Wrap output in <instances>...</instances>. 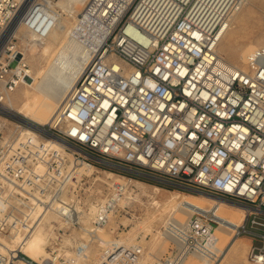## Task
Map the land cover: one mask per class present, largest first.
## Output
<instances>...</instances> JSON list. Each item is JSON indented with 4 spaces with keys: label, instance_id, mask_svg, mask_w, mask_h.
I'll list each match as a JSON object with an SVG mask.
<instances>
[{
    "label": "built area",
    "instance_id": "obj_1",
    "mask_svg": "<svg viewBox=\"0 0 264 264\" xmlns=\"http://www.w3.org/2000/svg\"><path fill=\"white\" fill-rule=\"evenodd\" d=\"M54 1L0 0V35L20 14L28 32L45 37L61 10ZM137 1L92 55L50 123L25 126L4 116L6 94L28 74L15 35L3 45L0 238L35 221L37 203L70 228L82 226L85 211L89 229L104 225L115 211H131L145 195L132 181L147 176L252 207L233 234L261 238L262 244L251 243L248 257L264 264V220L258 217L264 213V46L248 51L245 67L225 61L217 50L245 0ZM22 127L30 132L19 138ZM70 158L101 171L115 168L119 176L102 182L104 191L86 174L71 182ZM77 201L83 210L75 208ZM212 230L200 216L174 225L171 235L182 247L170 241L174 246L154 264H176L190 250L207 252ZM56 231L45 246L48 259L33 260L21 250L14 258L27 264H75L82 243L72 238L71 253L63 254V232ZM141 249L108 242L96 264H133ZM12 261L0 251V264Z\"/></svg>",
    "mask_w": 264,
    "mask_h": 264
},
{
    "label": "bare ground",
    "instance_id": "obj_2",
    "mask_svg": "<svg viewBox=\"0 0 264 264\" xmlns=\"http://www.w3.org/2000/svg\"><path fill=\"white\" fill-rule=\"evenodd\" d=\"M133 1L134 0H55L53 4L61 8L62 12L66 11L68 14L70 13L73 15L74 21L71 22L67 19H62L60 17L62 12H59L55 25L49 33L45 37L38 39L40 41L39 43L34 40L29 44L31 55L34 56L36 53L40 52V54L44 55L45 64L41 65L33 72L30 69H26L28 75L23 79L22 83H25L28 87L24 89L21 97L13 94V92L22 83L13 91L6 94L2 102V109L6 113L20 115L28 119L29 122H25V126L35 124V122L38 124L50 123L61 107L63 100L70 95L74 83L88 66L92 55L99 50L101 43L111 34L118 21L126 13ZM247 3L248 0H245L244 4ZM137 4L138 1L136 0L134 6L136 7ZM19 24H21L20 14H17L0 35V51L11 35H15ZM30 36L37 40L31 33ZM254 47L255 44L251 43L242 44L239 47H225L222 50L225 56H222L219 50L218 54L225 61L229 62V60H232L234 62L233 64H235L238 60H244L248 53L247 51H250ZM20 53L24 56L23 51ZM18 56H20V54ZM242 66L245 67V65ZM28 132L30 131H28L26 127H22L19 129L17 136L20 135L19 138H21ZM55 144L59 146L57 142H55ZM67 168L73 169L72 177L78 179L81 174L93 175V179L99 181L96 183L97 190H102V186H104L103 183L99 187V183L106 182L110 184L112 182L110 178L119 176L118 173L111 169L102 173L101 169H98V167L92 164L78 163L71 158L69 159ZM145 181L135 178L132 184H135L139 188L138 191L141 192V194L144 193L151 198V205H155L154 211L146 215L148 219L146 225L151 226L150 221L153 215L160 219L164 213H167L163 219V225H165V227L161 231L158 230L155 234L154 245H159V240L166 236L168 233L167 230L171 231V227L180 225L193 216L205 218L213 227L211 237L206 243L208 248L207 252L197 250L187 251L177 260L176 264H214L218 256L222 253L223 259L242 254L243 261L242 263L239 262V264H261L256 260L251 261L249 257V259L245 257L244 252L245 247H247L246 237H242L238 240L232 238L237 226L244 223L246 214L250 209H253L252 207L231 202L219 196L202 191H199L198 195L211 199L215 198L214 200H217L223 205L212 202L207 198L202 199L201 197H197L183 190H170L166 198L160 202L156 199L154 192L149 193L146 191L148 183ZM151 186L154 191L162 188L159 184H152ZM135 193L136 196H138L137 191H135ZM133 197L135 198V195L131 198ZM88 205L90 208L89 213H92L94 209L93 204L90 202ZM224 205L239 210H233ZM75 208L83 210L84 207L77 201L75 203ZM47 212L51 213V215ZM50 216L55 218L52 212H44L42 205L37 203L32 209L31 215V218H37L35 221L29 220L26 223L20 224L21 226L18 229L10 232L8 238H0V251L8 255L9 262L12 260H22L20 257L14 258L16 254L15 250L25 252L33 260L48 259V253L43 246L49 241L51 235L57 232V226L51 223L52 220L50 222ZM83 216V222L85 224L75 231L74 235L71 237L79 239L80 241L83 238L85 239L88 235L87 231L89 230L88 221H90V216L87 214V211H85ZM58 223L64 224V221L63 223L58 221ZM146 225L139 224V226L144 227ZM137 226V222L136 224L133 223L128 229L127 235L123 237L120 236L119 239H117L120 241V245L127 246L134 244L131 238L135 235ZM97 228L98 227H95L93 229L95 230V235H93V237H97L100 242H105L106 244L113 241L114 236H108L107 238V236L101 234L102 232H97ZM173 238L175 239V241H173L174 239L172 240L175 246L180 249L182 243L174 236ZM241 240L244 241L241 242ZM72 241L73 240L70 239V242ZM175 242H177L178 245ZM142 261L143 260H140V263ZM22 262L27 264L23 260Z\"/></svg>",
    "mask_w": 264,
    "mask_h": 264
},
{
    "label": "rangeland",
    "instance_id": "obj_3",
    "mask_svg": "<svg viewBox=\"0 0 264 264\" xmlns=\"http://www.w3.org/2000/svg\"><path fill=\"white\" fill-rule=\"evenodd\" d=\"M250 1H251V3H250ZM135 4H136V0L133 1V3L131 4V6L129 8H131V10H133L135 7L134 6ZM129 8H128V11H129ZM59 12L61 13L62 10H59ZM67 14L68 13L66 11H63L61 13L60 17L62 19L63 18L67 19L68 21H71V22L74 21V16L71 15L70 13L68 15ZM72 18H73V20H72ZM34 40L38 43L40 42L38 39L36 40V39L31 38L30 32H28L22 24H19V27L15 33V37L13 38V42H14L16 47H18L21 51L24 52V58H25V61L27 64V69L28 70L30 69L32 72L35 69H38L41 65L45 64L44 55L40 54V52L36 53L34 56H32L30 53L29 44ZM25 41H26V44H25ZM41 41H43V40H41ZM246 43L255 44V47L264 46V0H261V1L260 0H253V2H252V0H248V3L244 4L233 15L231 22H230V26L224 32V34L222 35V37L219 41L217 50L220 51V54L222 56H225L222 53L223 48H225V47H239L240 45L246 44ZM229 62L234 63L232 60H229ZM235 64H237L239 66L245 65V59L244 60H238ZM26 87H28V86L25 83H22L16 90H14L13 94L21 97L22 93ZM4 116L8 117L9 119L19 121L18 119L14 118L10 115L4 114ZM20 122L23 123V121H20ZM35 124H38V123L35 122ZM114 169L115 168H111L112 171L116 170V169L115 170ZM101 172L104 173V171H101ZM98 174H100V173H98ZM92 178H93V175L88 177L90 182H91ZM137 179H140L143 181L146 180L145 182L148 183V185L146 186V191L149 193L154 192L156 199H158L160 202H162L166 198V196L170 193V190H183V191L190 193L192 195H195L197 197H201L202 199L207 198L205 196L198 195L199 190L183 189L181 187L171 186V185L165 184L161 181H158L152 177L140 176ZM77 180H78V178L72 177L71 182L75 183ZM98 182L99 181H95L93 183V186L95 187L96 183H98ZM101 184H103V183H99L98 186L100 187ZM152 184H154V185L159 184V186L162 188H160L157 191H154V189L151 186ZM101 191H104V189ZM206 196H208V195H206ZM150 199L151 198H149V196H146V195L142 196V198L140 197L136 202L132 203L131 211L129 213H126L124 211H115L114 214H112V216L109 218V220L104 225L97 226L98 227L97 232L98 231L102 232L101 234H104L105 236H107V238H108V236L109 237L114 236V239L115 238L116 239H115V241L113 239L114 242L113 241L112 242L113 243L118 242L117 244L120 245V241L117 239H119L120 236L123 237V236L127 235L128 229L131 227V225L133 223L136 224V222H137V225H138L137 230L135 232V235H133V237L131 238V240H132V242H134V244H139L140 246H142L143 249H141L137 259L134 260L133 264H154V261L156 258L161 257L164 254H167L171 250V247L174 246L173 243L170 242L174 239L170 233L171 232L170 230H167L168 233L166 234V236H164L161 240H159V245L153 244L154 239H155L154 237H155V234L157 233V231L158 230L161 231L164 229L165 225H163V219L165 218L167 213H164L160 219H158L155 215H153L151 217V221H150L151 226L146 225L147 220H148L146 215H148V213L154 211V209H155V205H153V204L151 205ZM207 199H209L212 202L221 204L217 200H214L215 198L214 199L207 198ZM149 205H151V206H149ZM221 205H223V204H221ZM224 206L229 207L230 209H233V210H239V209L233 208L231 206H227V205H224ZM48 214L51 215V213H48ZM258 217L260 219L264 220V213H262V212L259 213ZM49 219H50V222L52 220V222H51L52 224L57 226L56 230H57V228H59L60 231L63 232L61 234V235H63V250H65V251H63V254L71 253V250L73 249V241L70 242V239L72 240L71 237L74 235L75 231H77L78 229L81 228V226L79 228H70L65 223L59 224L58 222H55V220H53L54 219L53 216H50ZM84 224L85 223L83 222L82 225H84ZM88 224H89L88 228H90L92 225L91 222L88 221ZM139 224H144L146 226L145 227L139 226ZM247 226H249V222L247 223ZM254 228H256L259 231L260 230L263 231L262 226H255ZM93 229L94 228H91V230L89 229L90 231L89 230L87 231L88 235L85 237L86 241H89L88 245H87V242L85 243L84 241H82V240H85L84 238L81 239L80 242L82 243L81 244V250L82 251L79 253L78 259H77L75 264H96L98 262L99 250H100L101 246L106 244V243L100 242V240L97 239V237L95 238V236L93 237V235H95V233L91 232V231H93ZM54 235L55 234H53L51 236H54ZM245 235H248V234L234 235V236H232V238L238 240L242 237H245ZM50 238H49V241H50ZM90 238H91V240H90ZM254 240H255L254 244H262L261 238L257 237V239H254ZM49 241L47 243H45L43 246V248L45 250H46L45 246H47ZM173 241H175V239ZM243 241L244 240H241V242H243ZM175 243L177 244V242H175ZM246 243H247V247H245L244 255L246 258H248V252H249V249L251 246L250 239H246ZM64 247H65V249H64ZM46 252H47V250H46ZM22 253L26 254L25 252H22ZM220 255H219L220 257L218 256V258L216 259L214 264H239V262L242 263V261H243L242 254H239L238 256H235L232 258L230 257L228 259L222 258L223 253ZM140 260H143V261L140 263ZM12 264H24V263L22 262V260H13Z\"/></svg>",
    "mask_w": 264,
    "mask_h": 264
},
{
    "label": "water",
    "instance_id": "obj_4",
    "mask_svg": "<svg viewBox=\"0 0 264 264\" xmlns=\"http://www.w3.org/2000/svg\"><path fill=\"white\" fill-rule=\"evenodd\" d=\"M6 114H8V115H10V116H12V117H14V118H16V119H18V120H21V121H23V122H29V120L26 119V118H24L23 116H20V115H14V114H9V113H6ZM34 125H36V124H34Z\"/></svg>",
    "mask_w": 264,
    "mask_h": 264
},
{
    "label": "crops",
    "instance_id": "obj_5",
    "mask_svg": "<svg viewBox=\"0 0 264 264\" xmlns=\"http://www.w3.org/2000/svg\"><path fill=\"white\" fill-rule=\"evenodd\" d=\"M245 237L247 238V239H250V241H251V243H254V239H252L249 235H245Z\"/></svg>",
    "mask_w": 264,
    "mask_h": 264
}]
</instances>
